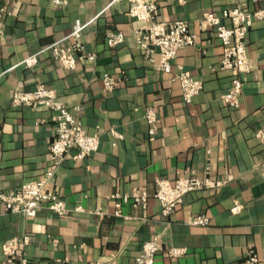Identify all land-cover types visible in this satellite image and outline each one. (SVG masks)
<instances>
[{
	"label": "crops",
	"instance_id": "crops-1",
	"mask_svg": "<svg viewBox=\"0 0 264 264\" xmlns=\"http://www.w3.org/2000/svg\"><path fill=\"white\" fill-rule=\"evenodd\" d=\"M158 19L183 20L198 35L173 59L166 73L148 62L136 42L144 22L129 15L128 0H3L0 25V191L18 189L44 174L55 136L53 111L12 104L17 88L33 90L44 83L67 106L80 107L78 116L100 136L99 150L83 160L71 156L48 183L71 206L60 216L46 207L28 217L0 205V264L4 241L29 235L24 247L30 264H136L142 244H159L155 264H240L254 250L264 257V19H256L247 37L251 71L237 107L223 100L232 86V72L223 69V44L203 23L206 12L219 13L238 5L249 10L264 0H157ZM77 21L90 22L83 43L96 60L79 57L77 68L66 69L52 50L33 67L21 61L68 35ZM230 24V21H226ZM124 41L107 44L111 32ZM71 43L67 39L62 43ZM189 71L204 83L192 103L181 96L175 73ZM120 83L107 91L102 74ZM155 108L157 133L148 131L145 111ZM117 132V137L112 131ZM210 169V171H209ZM227 179L223 186L189 192L172 214L163 215L154 193L158 178L178 176ZM141 188L144 206L114 197ZM235 202L243 203L232 213ZM99 210L101 214L93 211ZM119 212L117 215L115 212ZM205 215L207 226L188 223ZM174 247L186 249L171 256Z\"/></svg>",
	"mask_w": 264,
	"mask_h": 264
},
{
	"label": "built area",
	"instance_id": "built-area-1",
	"mask_svg": "<svg viewBox=\"0 0 264 264\" xmlns=\"http://www.w3.org/2000/svg\"><path fill=\"white\" fill-rule=\"evenodd\" d=\"M55 5H65L67 0H53ZM116 2L117 0H113ZM130 2L129 15L144 22L142 28L136 32V42L141 47L143 55L148 62H155L154 55L159 53L157 68L166 73L173 72V59L181 49L187 45H194L198 42V35L189 27L185 20L164 22L158 19L157 0H128ZM259 1V0H254ZM6 7L3 0H0V25L4 20ZM256 19H264V7L249 10L244 6L238 5L234 8L222 9L219 13L206 12L203 23L216 31L218 39L223 44L221 66L223 69L232 72V86L223 93L225 103L234 107L238 106L240 96L245 84L244 75L251 71L252 64L248 56L247 37ZM229 20L230 24L226 21ZM90 22L77 21L71 32L62 40L51 43L50 46L43 48L39 52L24 58L21 64L33 67L39 62V57L43 52L52 50L55 57L67 69L77 68L79 57H85L89 61L96 60V54H87L83 43L85 28ZM125 34L122 31L111 32L107 36V44L116 47L124 41ZM67 39L71 43L63 46L62 43ZM181 83V96L183 101L192 103L196 95L201 93L204 83L201 79L195 78L189 71L180 70L174 76ZM102 81L107 91H112L119 85V79L112 76L109 72L102 74ZM12 104L17 107L20 105L31 108H46L53 111L55 121V136L50 145L52 159L47 166L44 174L36 180L26 181L18 189L0 191V205L8 212L23 214L28 217L37 215L39 209L46 207L57 215L64 216L71 211H85L82 205L71 206L55 190L48 189V183L55 176L60 165L70 157L72 149L77 152L71 156L75 160H83L87 156L99 150L100 136L98 133H91L84 128L78 112L80 107L67 106L58 99L56 91L49 88L44 83L38 84L33 90L22 88L15 89L11 94ZM145 119L149 126L148 131L152 137L157 133L158 114L155 108H148L145 111ZM117 137L120 135L112 131ZM210 171V169H209ZM227 179H214L207 175L205 179L196 175L178 176L170 181L166 178H158L157 189L154 193L161 205V213L170 215L184 202V197L191 191L206 188H218L223 186ZM114 197L124 201H132L135 206H144L148 200V193L141 188L130 192L116 193ZM244 208L243 203L235 202L231 207L232 213H240ZM101 214V211H93ZM117 215L120 213L115 212ZM188 223L207 226L209 218L200 215L190 219ZM31 242L29 235H22L4 241L2 253L6 257L7 264H30V257L24 247ZM141 252L136 256V264H155L159 251V244L156 240H148L142 244ZM186 249L174 247L171 249V256H181L186 253ZM240 264H264V257L258 255L254 250L248 252Z\"/></svg>",
	"mask_w": 264,
	"mask_h": 264
}]
</instances>
